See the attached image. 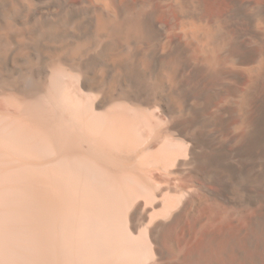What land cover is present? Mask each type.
Returning <instances> with one entry per match:
<instances>
[{
    "label": "bare ground",
    "instance_id": "bare-ground-1",
    "mask_svg": "<svg viewBox=\"0 0 264 264\" xmlns=\"http://www.w3.org/2000/svg\"><path fill=\"white\" fill-rule=\"evenodd\" d=\"M0 264H264V0H0Z\"/></svg>",
    "mask_w": 264,
    "mask_h": 264
}]
</instances>
